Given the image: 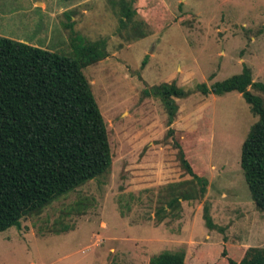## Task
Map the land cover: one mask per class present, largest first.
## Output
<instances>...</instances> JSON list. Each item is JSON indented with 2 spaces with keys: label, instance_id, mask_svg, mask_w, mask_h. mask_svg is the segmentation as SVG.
<instances>
[{
  "label": "rangeland",
  "instance_id": "1",
  "mask_svg": "<svg viewBox=\"0 0 264 264\" xmlns=\"http://www.w3.org/2000/svg\"><path fill=\"white\" fill-rule=\"evenodd\" d=\"M0 36L63 54L73 38L102 40L106 54L81 70L111 156L105 172L0 231V264H146L162 250H182L183 264H228L264 247V210L239 166L257 116L235 90L196 88L243 64L264 81V0H0ZM170 81L187 94L169 120L148 89ZM248 89L264 106V91ZM179 149L205 191L168 205L189 190Z\"/></svg>",
  "mask_w": 264,
  "mask_h": 264
},
{
  "label": "trees",
  "instance_id": "2",
  "mask_svg": "<svg viewBox=\"0 0 264 264\" xmlns=\"http://www.w3.org/2000/svg\"><path fill=\"white\" fill-rule=\"evenodd\" d=\"M129 11L126 8L125 16ZM70 47L71 54H63L0 36V231L18 227L22 216L39 211L110 165L104 121L81 70L104 55L102 46L71 42ZM248 87L264 91V81L252 80L244 64L240 72L209 86L196 84L202 94L237 91L257 116L241 141L239 166L251 200L264 210V106ZM148 91L159 98L169 120L177 109L174 98L187 94L173 81L155 84ZM178 157L191 177L185 180L189 190L168 205L205 191V179L192 171L181 149ZM202 217L208 229L216 228L205 207ZM183 258L182 250H162L147 264H183ZM226 261L264 264V247L248 246L239 260L226 257Z\"/></svg>",
  "mask_w": 264,
  "mask_h": 264
},
{
  "label": "crops",
  "instance_id": "3",
  "mask_svg": "<svg viewBox=\"0 0 264 264\" xmlns=\"http://www.w3.org/2000/svg\"><path fill=\"white\" fill-rule=\"evenodd\" d=\"M135 12V11H134ZM133 15V12L132 13H129V14H127V16H124L123 17V22H122V24L124 23V21L128 18V17H131ZM122 16H123V14L120 16V18H122ZM76 37V36H75ZM76 39H77V37L76 38H73L72 39V42H76ZM89 43H92V44H94V43H98L100 46H102L101 48H102V52L104 53V54H106V50H105V48H104V44H103V42H102V40H93V41H88ZM88 42H86V44H88ZM77 44H79L80 45V43H77ZM82 44V43H81ZM46 47V46H45ZM99 50H100V48H99V46H98V48H97V52L98 53H100L99 52ZM147 261L148 260H146V264H147Z\"/></svg>",
  "mask_w": 264,
  "mask_h": 264
}]
</instances>
